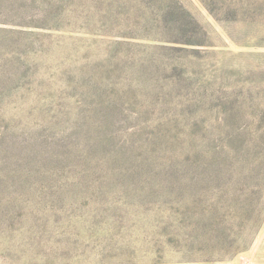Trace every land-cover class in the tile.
Listing matches in <instances>:
<instances>
[{"label":"rangeland","instance_id":"rangeland-1","mask_svg":"<svg viewBox=\"0 0 264 264\" xmlns=\"http://www.w3.org/2000/svg\"><path fill=\"white\" fill-rule=\"evenodd\" d=\"M0 264H264V0H0Z\"/></svg>","mask_w":264,"mask_h":264}]
</instances>
